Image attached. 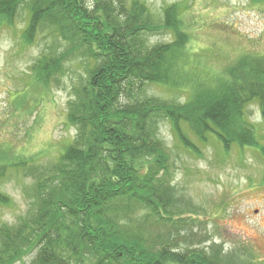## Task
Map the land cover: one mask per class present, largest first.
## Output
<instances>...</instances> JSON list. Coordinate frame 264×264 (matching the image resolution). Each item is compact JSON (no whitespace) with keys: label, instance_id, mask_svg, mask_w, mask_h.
<instances>
[{"label":"trees","instance_id":"obj_1","mask_svg":"<svg viewBox=\"0 0 264 264\" xmlns=\"http://www.w3.org/2000/svg\"><path fill=\"white\" fill-rule=\"evenodd\" d=\"M182 8L156 16L139 0H0V29L22 17L23 45L39 31L55 38L31 68L35 83L48 85L77 53L94 61L69 102L75 138L52 163L29 168L28 212L0 225V264L27 257L30 264H259L246 249L206 247L201 233L188 232L184 243L192 244L178 239L196 224L197 210L171 181L162 122L191 151L198 146L183 125L200 143L214 140L227 152L248 146L264 158L246 113L255 101L264 119V55L243 54L221 72L207 71L191 49ZM167 32L171 41H152ZM149 85L186 100L149 96ZM9 151L0 146V181L18 165ZM8 204L0 192V205Z\"/></svg>","mask_w":264,"mask_h":264},{"label":"rangeland","instance_id":"obj_2","mask_svg":"<svg viewBox=\"0 0 264 264\" xmlns=\"http://www.w3.org/2000/svg\"><path fill=\"white\" fill-rule=\"evenodd\" d=\"M139 1L156 16H162L170 6L183 7L181 17L191 36V49L200 54L203 67L213 74L243 54L264 55V2ZM23 27L21 17L14 28L0 29V146L9 149L12 162L18 164L0 181V192L9 200L8 205H0V225L15 224L28 212L30 200L26 192L34 182L29 168L52 163L75 138L76 129L67 121L69 102L74 99L81 77H86L90 62L94 64L77 53L58 78H52L46 86L35 83L31 68L42 52L52 48L55 38L45 30L39 31L31 45H23ZM172 38L167 32L153 36L152 41L165 43ZM61 45L67 48L62 42ZM147 93L182 103L186 100L185 94L159 85H149ZM246 113L258 127L264 145V119L258 102L252 101ZM183 128L197 143L198 153L180 142L169 122L160 124V135L173 163L171 181L177 194L197 210L192 216L196 224L191 223L178 239L182 245L192 244L191 238L184 243L188 232L201 233L206 247L218 244L225 253L246 249L254 262L264 264V158L248 146H233L227 152L214 140L200 143L186 125ZM23 161L28 165L25 171L19 166ZM30 263L31 257L23 261Z\"/></svg>","mask_w":264,"mask_h":264}]
</instances>
